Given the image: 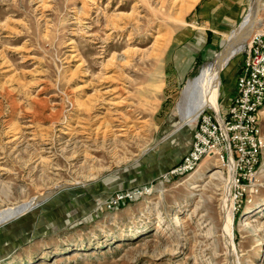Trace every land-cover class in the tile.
<instances>
[{
    "label": "rangeland",
    "instance_id": "obj_1",
    "mask_svg": "<svg viewBox=\"0 0 264 264\" xmlns=\"http://www.w3.org/2000/svg\"><path fill=\"white\" fill-rule=\"evenodd\" d=\"M251 1L0 0V209L71 185L0 226V264H264V170L238 198L220 155L170 173L197 124L177 129L182 90ZM245 53L221 71L223 112Z\"/></svg>",
    "mask_w": 264,
    "mask_h": 264
},
{
    "label": "built area",
    "instance_id": "obj_2",
    "mask_svg": "<svg viewBox=\"0 0 264 264\" xmlns=\"http://www.w3.org/2000/svg\"><path fill=\"white\" fill-rule=\"evenodd\" d=\"M264 26L246 48L230 102L221 109H204L197 118L189 149L171 174L188 173L207 155H220L231 170L235 198L256 184L264 163Z\"/></svg>",
    "mask_w": 264,
    "mask_h": 264
},
{
    "label": "bare ground",
    "instance_id": "obj_3",
    "mask_svg": "<svg viewBox=\"0 0 264 264\" xmlns=\"http://www.w3.org/2000/svg\"><path fill=\"white\" fill-rule=\"evenodd\" d=\"M258 4L260 6L257 8ZM261 8H264V0H252L250 9L247 12L242 24L233 29V31L228 35L224 46L221 50L214 54L212 59L204 64L200 73H198V75L194 78L189 79L188 83L182 90L181 99L179 98L180 100L177 103L178 112L181 117V124L177 125V129L183 127L187 123L195 122L199 114L208 107L216 110L220 109H217V100L220 92L221 71L235 53L247 48L253 33L261 29L256 28L258 27L257 24L259 22ZM262 112L264 113V109ZM260 170H264V163ZM218 172L221 174V170H218ZM231 184L232 179L230 177L229 185L231 186ZM52 189H54V187L47 189L26 201L0 209V223L24 213ZM224 207L227 208V198L225 200ZM228 213L229 210L227 209V214ZM176 220L178 225H182L183 222H181L178 217ZM227 220L225 219L224 222V233L229 235L230 229ZM18 261L19 260H11L9 263L15 264L18 263Z\"/></svg>",
    "mask_w": 264,
    "mask_h": 264
},
{
    "label": "crops",
    "instance_id": "obj_4",
    "mask_svg": "<svg viewBox=\"0 0 264 264\" xmlns=\"http://www.w3.org/2000/svg\"><path fill=\"white\" fill-rule=\"evenodd\" d=\"M205 4L206 5H203L202 7L204 8V16L208 20L207 21L206 20H203V22H204L203 27L204 28H211L212 30L213 29H216V28H219L218 27V23L224 24L225 19L216 16V13L215 12L210 14L209 13V10L213 6V4H210V3H205ZM205 22H206V24H205ZM200 31L203 32L201 29H200ZM201 32L200 33H197V34L195 32L193 34V35L196 34L194 40H193V37L191 36V40L185 39V41L183 42L181 51L185 52V54H184V60L186 61V63L184 62L183 65H181V66L178 65V71H179L178 74L179 75H184L186 73V71L189 70V69L190 70H193L194 64L192 63V61L194 60V55L195 54H194V52L191 53L189 51L195 49L196 46L191 41H193V42L195 41L198 44H200L202 41H204L206 39V37ZM189 44H190V46H189Z\"/></svg>",
    "mask_w": 264,
    "mask_h": 264
},
{
    "label": "water",
    "instance_id": "obj_5",
    "mask_svg": "<svg viewBox=\"0 0 264 264\" xmlns=\"http://www.w3.org/2000/svg\"><path fill=\"white\" fill-rule=\"evenodd\" d=\"M252 2V1H251ZM259 3V2H258ZM258 6H260L259 4L257 5V8H258ZM250 9V8H249ZM246 16V15H245ZM245 18V17H244ZM244 18H243V20L239 23V25L238 26H240L241 24H242V22L244 21ZM237 26V27H238ZM236 54V53H235ZM234 54V55H235ZM233 55V56H234ZM232 56V57H233ZM231 57V58H232ZM69 186H71L70 184H61V185H57V186H55L54 187V189H52V190H50L49 192H47V194H45L44 196H42L35 204H33L29 209H27L24 213H26V212H28V211H30V210H32L33 208H35V207H37V206H39V205H41L42 203H44L45 201H47L48 199H50L53 195H55L57 192H59L60 190H62V189H64V188H66V187H69ZM24 213H22V214H24ZM22 214H20V215H22ZM19 215V216H20ZM19 216H17V217H19ZM14 218H16V217H13V218H10V219H8V220H6V221H4V222H1L0 223V226L1 225H3V224H5V223H7V222H9V221H11L12 219H14Z\"/></svg>",
    "mask_w": 264,
    "mask_h": 264
}]
</instances>
